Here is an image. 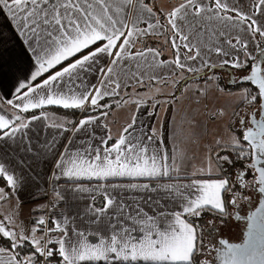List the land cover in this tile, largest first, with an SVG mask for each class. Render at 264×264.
<instances>
[{"label":"snow or ice","instance_id":"snow-or-ice-1","mask_svg":"<svg viewBox=\"0 0 264 264\" xmlns=\"http://www.w3.org/2000/svg\"><path fill=\"white\" fill-rule=\"evenodd\" d=\"M0 14L20 47L0 51L11 96L0 146L15 160L0 153V201H15L0 218V264H264V0H0ZM161 37L169 59L137 48ZM225 70L236 91L220 85ZM201 77L204 86L188 83ZM161 86L170 99L156 98ZM212 88L234 106L204 105L213 120L229 116L205 143L194 116H173L168 130L141 119L175 105L176 91L195 89L199 102ZM122 101L135 111L114 136L101 121ZM50 106L81 115L50 117ZM29 188L43 214L25 222ZM237 222L239 243L223 235Z\"/></svg>","mask_w":264,"mask_h":264},{"label":"crops","instance_id":"crops-1","mask_svg":"<svg viewBox=\"0 0 264 264\" xmlns=\"http://www.w3.org/2000/svg\"><path fill=\"white\" fill-rule=\"evenodd\" d=\"M148 2H151V0H148ZM177 2L178 0H155V3L157 5H164V6L173 5ZM9 23L10 22L5 19L4 15L0 14V51H4L5 55L8 57H16L18 56L20 52L19 41L15 39H7V37H10L12 35V32L14 31V29H9L8 27ZM144 43H146L147 46L163 48V51L167 54L168 57L163 58L161 56L160 57L161 59H169L170 56L172 55V53L167 52V49H169L170 46L163 44L162 37L142 41L141 43L137 44V48H140L142 44ZM25 66H26L25 63H21V68ZM3 71L4 73L9 72V69L7 68V66L4 67ZM166 71L167 70H163L161 72V75L164 76ZM178 73H179V70H176L175 75H177ZM168 78H172V76L169 75ZM93 83H95V80H93ZM190 84H193V85L200 84L201 86H204V82L190 83ZM129 90H132V88H129L127 91ZM12 91H14V89ZM232 91H236V90H232ZM198 95L199 94L195 92V89L185 92L183 93V95L180 94L179 96H177L178 102L175 105H172V104H164L162 106L158 105L156 107V115H154L151 120H149L146 115H141V119L144 120L145 124L164 123L165 129L168 130L172 126L173 116H175L176 118L177 125H180L182 119L185 117L186 114L194 116L195 119L198 121V123L201 125L200 128H197V131H202L203 125L204 124L207 125V128L209 130V135L205 137V139L202 141V143H205L211 139V133L213 132V130L218 131V132L223 131V125L227 122V120L229 119V116L226 115L222 120H213L210 118L209 113L207 109H205L204 105H207V108L211 110H215L216 108L223 106L226 108L227 112L230 114L232 107L234 106L232 104L233 98H230L227 95L219 94L215 90V88L210 89L208 96L201 97L199 99V102H197ZM9 98H11L10 89H9V77L5 76L4 82L0 84V110H3L5 113L9 109V106L5 103V101ZM105 99H108V98H105ZM166 99H169V97H166ZM152 103L153 101H149L148 104L144 105V109L151 111ZM50 107H47L45 109L46 111L49 112L50 117L54 116L59 119H63L65 117V115H62L56 111L48 109ZM38 111L39 110H30L29 112H33V113H28V114L29 115L38 114ZM105 111H109V116L106 118V120H102L101 123H104V122L109 123V126L112 129V133L115 136L120 130L121 126L129 118L130 114L133 111H135V105L122 106L119 109L112 108L111 110H105ZM141 111L143 112V109ZM67 117L69 119H72L69 116ZM42 123H43L42 121H37V122H34L33 126H36V125L42 126ZM51 131L52 130H50V132ZM96 132H97V137H99V135L101 134L100 130L96 129ZM83 138H84L83 136L78 137L77 143L79 142V139H83ZM171 143L172 142L170 140H166V147L171 148ZM190 147H191V150L193 151L195 150V146H190ZM11 150H12L11 144H3L2 146H0V153L9 157L10 163L15 164V160L10 158ZM33 168H36L35 164L33 165ZM46 172H47V168L45 167L42 175H46ZM61 183L63 184L64 181L62 180ZM84 183H88V181L85 180ZM92 183H95V181H93ZM0 186H4L3 179H0ZM19 195H20L21 201H23L21 205V218L24 219L25 222L28 221L29 217L38 216V215L43 214L39 211L31 210L35 207V204L44 202V200H37L35 198V196L32 194L31 188L21 192ZM100 200H101V197L97 196L98 206H99ZM14 204H15L14 200L9 201L7 203L0 201V218H2L3 214H5L7 211L11 210ZM79 207H80V202H72V204L70 205V210L77 211ZM226 233H228V231H226Z\"/></svg>","mask_w":264,"mask_h":264},{"label":"trees","instance_id":"trees-1","mask_svg":"<svg viewBox=\"0 0 264 264\" xmlns=\"http://www.w3.org/2000/svg\"><path fill=\"white\" fill-rule=\"evenodd\" d=\"M164 45H165V44H164ZM158 48H159V47H158ZM159 49L161 50V52L163 51V48H159ZM162 57H163V58L168 57L167 54H166L164 51L162 52ZM190 75H193V74L188 73V74H186L185 76H190ZM176 76H179V75L177 74ZM221 76L225 78V79H221V80L219 81V83H220V85H221L222 87H225L226 89H227V88H231V90H237L236 87L231 86V85H228V84L226 83V78L228 77V72H227L226 70L223 71V72H221ZM168 79H172V78H168ZM202 82H204V78H203V77H201L200 79H197V80H190V81H188V83H202ZM183 83H184V82L181 81L180 84L177 85V87H178V88H182ZM243 86H245V87H253V91H255L254 86L247 85V84H245V85H243ZM144 90H146V89H144ZM180 94H181L180 91H176V92H175L176 97L179 96ZM156 98H157V97H156ZM116 99H118V98H116ZM169 99H170V98H169ZM102 102H109V100H108V99H105V100L102 101ZM48 109L53 110V111H56V112H58V113H60V114H62V115H65V116H69V117L72 118V119H74V118H79L80 115H81L79 111L73 112L72 110H64V109H62V108H60V107H57V106H51V107L48 108ZM99 111H100V110H98L97 113H95V114H98ZM104 111H105V110H104ZM29 113H33V112H29ZM90 114H91V113H90Z\"/></svg>","mask_w":264,"mask_h":264},{"label":"rangeland","instance_id":"rangeland-1","mask_svg":"<svg viewBox=\"0 0 264 264\" xmlns=\"http://www.w3.org/2000/svg\"><path fill=\"white\" fill-rule=\"evenodd\" d=\"M167 52H168V53H172V49H171V48L167 49ZM179 74H180V73H178V75H179ZM186 74H188V73L185 72V75H186ZM241 74H243V73H240V72H237V73H236L237 76H239V75H241ZM161 87H163V86H161ZM171 90H172V89H171L170 87H163V91H164L165 95H164V96H157V99H161V100L166 99V97H167V93H168L169 91H171ZM136 91L139 92V93H143V92H144V89L139 88V89H137ZM128 92L131 93L132 90H129ZM127 98H128V97H124V99H127ZM130 105H134V104L124 105V104H123V101H122V106H130ZM242 114H243V113H242ZM121 116H122V114H121ZM232 226H234V227H238V228H239L238 223H234ZM232 226H231V227H232ZM231 227H230L229 229L225 230L224 233H223V235H228V236H230V237H236V236H237V233H236L235 230H234V232H233V230H231V229H232ZM226 231H228V233H226ZM229 231H230V233H229Z\"/></svg>","mask_w":264,"mask_h":264},{"label":"flooded vegetation","instance_id":"flooded-vegetation-1","mask_svg":"<svg viewBox=\"0 0 264 264\" xmlns=\"http://www.w3.org/2000/svg\"><path fill=\"white\" fill-rule=\"evenodd\" d=\"M238 225H239V228L238 227H234L232 226L231 230H234L236 231L237 233V236L236 237H230L228 235H224L225 238L229 239L231 242H238V241H241L242 240V233H241V229L243 228V223H240V222H237Z\"/></svg>","mask_w":264,"mask_h":264},{"label":"water","instance_id":"water-1","mask_svg":"<svg viewBox=\"0 0 264 264\" xmlns=\"http://www.w3.org/2000/svg\"><path fill=\"white\" fill-rule=\"evenodd\" d=\"M240 241H238L237 243H239Z\"/></svg>","mask_w":264,"mask_h":264}]
</instances>
